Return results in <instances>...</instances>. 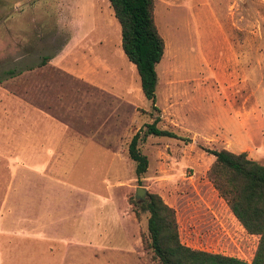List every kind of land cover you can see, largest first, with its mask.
I'll return each mask as SVG.
<instances>
[{
    "label": "rangeland",
    "instance_id": "rangeland-1",
    "mask_svg": "<svg viewBox=\"0 0 264 264\" xmlns=\"http://www.w3.org/2000/svg\"><path fill=\"white\" fill-rule=\"evenodd\" d=\"M153 15L165 45L155 66L157 111L120 49L107 0H0V77L10 68L22 70L0 82V264H33L39 233L33 226L42 202V183L33 178L62 173L55 152L51 166H33L47 159L33 149L39 110L63 124L67 138L95 142L122 158L108 167L105 157L85 159L98 170V180L86 184L96 226L112 206L122 216L136 210L138 221L146 219L134 200L135 187L142 186L173 208L182 244L250 262L258 238L244 231L207 179L213 156L204 148L245 152L264 165V0H153ZM65 44L59 67L49 59L36 66ZM96 56L100 65L93 70ZM80 64H88L95 81L83 79L80 70H63ZM155 116L158 128L178 138L148 135L140 141L147 167L136 177L127 143ZM110 172L118 176L101 177ZM138 232L136 253L110 252L107 264H158L142 244L146 225ZM93 244L83 247V260L70 247L57 264H98V250H107Z\"/></svg>",
    "mask_w": 264,
    "mask_h": 264
},
{
    "label": "trees",
    "instance_id": "trees-1",
    "mask_svg": "<svg viewBox=\"0 0 264 264\" xmlns=\"http://www.w3.org/2000/svg\"><path fill=\"white\" fill-rule=\"evenodd\" d=\"M113 17L119 25L120 49L134 66L143 97L155 106V66L164 51V40L159 34L153 15V0H107ZM49 56H42L36 66L46 63ZM27 67L26 69H31ZM22 70L10 68L4 71L7 79ZM158 116L143 124L144 131L137 129L127 143V157L134 163V174L145 172L147 158L138 143L146 136L178 138L173 132L156 126ZM204 150L213 156L206 171L207 179L244 231L258 236L250 262L236 257L194 249L179 241L175 214L156 193L147 192V202L140 208L148 213L144 248L150 249L158 264H264V165L246 156L245 152L233 153L226 149ZM135 204V201H132ZM136 218L138 213L133 210ZM142 236V235H141Z\"/></svg>",
    "mask_w": 264,
    "mask_h": 264
},
{
    "label": "crops",
    "instance_id": "crops-1",
    "mask_svg": "<svg viewBox=\"0 0 264 264\" xmlns=\"http://www.w3.org/2000/svg\"><path fill=\"white\" fill-rule=\"evenodd\" d=\"M67 47L68 44L62 46L60 51L49 58L48 64L59 67L61 60L57 61V58L67 51ZM99 59L100 57L96 56L94 66L92 65L93 70L98 69L100 65ZM102 65L105 68L106 63L104 62ZM87 68L88 64H80L78 69L70 66L69 68L61 69L69 73L80 70L81 72L77 73L79 76L83 79L91 80L94 76H90ZM39 111L40 113L34 112L33 149H40L43 152V157H47V159H42L39 162L34 161L33 166L38 168L51 166L50 158L55 152L58 153L56 166L62 168V173L56 175L42 174L33 178V182L42 183L38 187L40 199L42 200L39 205V218L34 222L33 226L34 231L39 232L38 237L34 238L33 264H57L58 259L61 261L65 258L70 247H74L79 259L83 260L84 256L87 255L82 249L83 247H88L90 241L95 244L93 245L96 248L103 247L107 250L105 252L101 251V249L98 250V253H101L98 264H107L112 256L110 252L114 253L117 251L131 255L128 253H131L130 251L132 250L136 253V250L133 249L139 247L138 231L145 228V218L138 221L134 214L122 216L121 210L114 206L108 208L106 212L108 218L106 221L101 220V225L99 223L96 226V221L98 220L95 217L90 218L89 195L86 184L89 183V178L91 177L98 180L96 179L98 178V170L93 172L95 166L89 165L86 160H93L95 157L102 156L107 161L105 167H108L113 162L119 166L123 162L122 158H115L114 155L107 152L106 148L95 142L88 140L77 141L67 138L68 132H66L63 124L52 121L45 117L41 110ZM89 148H91L90 153L85 154L83 151L88 152L87 149ZM79 151H81L80 154H78ZM80 162L81 165L78 166L77 164ZM107 176L114 179L118 175L110 172L103 174L101 177L107 179ZM45 199L47 200L44 201ZM128 221L133 222L130 228L126 226ZM251 236L256 240L258 238L257 235ZM132 262L136 264L135 261L132 260Z\"/></svg>",
    "mask_w": 264,
    "mask_h": 264
},
{
    "label": "water",
    "instance_id": "water-1",
    "mask_svg": "<svg viewBox=\"0 0 264 264\" xmlns=\"http://www.w3.org/2000/svg\"><path fill=\"white\" fill-rule=\"evenodd\" d=\"M134 200L136 202H147V192L144 187L136 186L134 189Z\"/></svg>",
    "mask_w": 264,
    "mask_h": 264
}]
</instances>
